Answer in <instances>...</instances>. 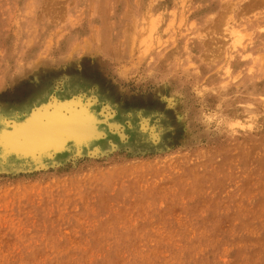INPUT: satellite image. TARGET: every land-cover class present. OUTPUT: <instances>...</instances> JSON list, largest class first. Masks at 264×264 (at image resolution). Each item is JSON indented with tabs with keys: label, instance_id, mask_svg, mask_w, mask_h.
Instances as JSON below:
<instances>
[{
	"label": "rangeland",
	"instance_id": "374dc122",
	"mask_svg": "<svg viewBox=\"0 0 264 264\" xmlns=\"http://www.w3.org/2000/svg\"><path fill=\"white\" fill-rule=\"evenodd\" d=\"M78 97L125 136L0 166V264H264V0H0V117Z\"/></svg>",
	"mask_w": 264,
	"mask_h": 264
},
{
	"label": "bare ground",
	"instance_id": "6f19581e",
	"mask_svg": "<svg viewBox=\"0 0 264 264\" xmlns=\"http://www.w3.org/2000/svg\"><path fill=\"white\" fill-rule=\"evenodd\" d=\"M90 96L96 99L93 95ZM39 103L36 110L33 107L26 109L23 116H20V109L19 113H16L10 108L5 111L7 118L0 117V166L35 165L38 162L46 163L56 157L62 161L67 153L99 156L107 140L115 138L114 135L117 133L112 135L113 133L119 132L122 139L125 136V131H121L114 117L106 115L105 120L100 119L96 109L92 108L94 102L92 103L91 99L87 107L84 103L82 106L80 98L77 101L71 98L60 103L48 101ZM106 108L109 112L112 110L110 106ZM112 129L116 131L112 133ZM131 132L136 145L140 142L148 143L159 137L155 126L150 128V124L144 118L133 126Z\"/></svg>",
	"mask_w": 264,
	"mask_h": 264
}]
</instances>
